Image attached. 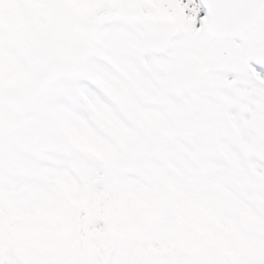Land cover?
<instances>
[{
	"label": "snow or ice",
	"instance_id": "6c2138e0",
	"mask_svg": "<svg viewBox=\"0 0 264 264\" xmlns=\"http://www.w3.org/2000/svg\"><path fill=\"white\" fill-rule=\"evenodd\" d=\"M0 264H264V0H0Z\"/></svg>",
	"mask_w": 264,
	"mask_h": 264
}]
</instances>
